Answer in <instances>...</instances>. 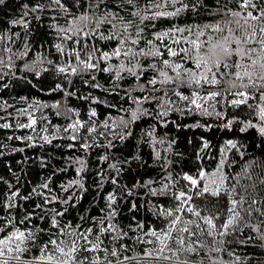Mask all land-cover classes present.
I'll list each match as a JSON object with an SVG mask.
<instances>
[{
	"label": "snow or ice",
	"instance_id": "obj_1",
	"mask_svg": "<svg viewBox=\"0 0 264 264\" xmlns=\"http://www.w3.org/2000/svg\"><path fill=\"white\" fill-rule=\"evenodd\" d=\"M48 7H54L60 13L51 17L48 25L49 30L55 32L61 41L54 47L61 56L66 59L72 57L75 61L55 65L51 70L58 76L69 73V69L71 75L103 72L109 74L114 82L113 88L108 91L117 95L119 81L132 77L137 82V86L129 89L122 97L134 107L118 108L119 112L124 113L118 118L109 115L102 125L105 131L99 135L107 137L110 132L113 140L123 142L133 135L132 126L137 121L144 117L154 118L156 124L166 127V117L173 111L223 117L224 113L216 111V108L221 99H224L227 106H247L255 118L254 122L252 118L242 121L239 117H233L227 121L226 127L240 122L243 125L240 132L253 128L264 137V0H239L238 10L227 6L212 8L208 0H145L143 8L136 4V0H48L47 4L37 0L31 5L24 4L21 18L10 21V24L27 30L30 26L29 15L36 14L34 19L41 21L39 13ZM201 10L208 12L210 16H221L222 19L214 23H192L182 27L174 25L165 31L153 32L151 38H146L145 30L149 23L161 18L180 17L185 13L199 17ZM122 12L126 15H121ZM61 16L65 25L59 23ZM15 35L19 36V33ZM5 39L11 40V36L0 34V42ZM97 40L115 41V47L110 51L103 50L96 46ZM67 43L74 46L68 48ZM25 49L20 57L27 56L31 50L27 42ZM0 52L11 53L12 49L0 45ZM43 62L44 58L38 54L31 64H24L23 70L40 77L43 72L50 70L38 69L37 65ZM47 62L53 65L52 60ZM14 67L11 56L8 63L0 59V70H11ZM149 72L152 75L144 80ZM95 80L96 77L92 75L91 81L83 80V83L92 88H100L99 84L94 83ZM57 90H63V85L56 84L52 91ZM136 91L148 94L137 96L133 94ZM161 92L162 95H153ZM170 93L184 102L183 108L174 107L176 100L170 98ZM67 95L73 93L69 92ZM83 99L100 102L91 94ZM145 104H155L156 110H149L144 107ZM96 116V110L91 109L88 121L77 119L62 130H72L75 133L69 137L72 141L83 139L80 147L85 152L95 146L88 141L95 138L93 134L97 133V127L88 125L96 123L92 120ZM35 124V118L29 115L28 123L20 124L19 127L32 128ZM9 127L11 125L7 123L0 125V128ZM112 129L119 131H111ZM81 130L89 135L81 137ZM145 136L147 141L143 137L141 139L142 142H150L153 147V164L166 171L171 161L162 156L156 147L164 144L165 138L156 137L155 126ZM15 139L31 140L32 137ZM43 139L50 143L48 137ZM174 144L175 141L169 142L167 150L171 151ZM74 146L68 145L69 148ZM208 146L205 141L204 147ZM107 147H114L112 140H109ZM237 148L235 141H226V149ZM226 149H221L222 158L212 172L201 167L195 174L183 172L178 178H173L169 172L158 181L159 188L152 187L157 183L152 179L142 183L137 181L132 187L121 185L122 165L109 164V169L114 170L116 175L107 178L114 188L104 197L105 207L99 210L98 216H80L79 223L76 224L63 221L70 208L75 207L72 201L77 200L76 194L66 199L51 194V178L38 188L34 187L26 196H21L19 189L11 190L12 186L9 185L8 195L0 199V212L8 210L6 214L0 215V234H3L0 235V264H194L191 257L200 253H204L201 264H205V257L207 264H251L250 256L228 251L225 245L238 243L248 246L252 241L258 240L259 246L264 248V198L257 199L249 195L250 188L255 191L254 182L242 184L241 174L233 177L224 170L227 167L226 158L223 157ZM109 158L105 155L100 160L107 162ZM134 159L139 161L141 157L137 155ZM76 163L79 165L76 168L77 178L60 187L67 193L75 186L82 195L87 191L84 179L87 164L83 158H77ZM126 163L130 164L131 160ZM145 163L147 162L142 161V164ZM250 167L252 164L245 165L242 169L243 177L249 181L252 180ZM97 178L98 187L103 188V169L98 171ZM181 180L186 183L174 190ZM2 181L3 178L0 177V182ZM260 183L264 184V180ZM139 188H146L151 196L163 197L170 203L168 206H154V215L161 219L162 226L149 227L144 231L143 223L137 222L134 228L129 225L130 231H141L144 238L150 237L142 239L138 236L136 242L151 247L144 248L142 256L122 255L128 250V245L120 241L128 238V232L116 222L119 216L118 201L126 195L133 196V190ZM33 196L42 200L34 205L32 211L26 210L22 218L17 219L12 213L14 209L21 207L19 201L30 200ZM209 197L216 198L217 201L227 198L226 218L225 210L220 207L201 208L194 202L206 201ZM53 204H63L64 207L56 209L51 207ZM138 207L133 200L130 211H136ZM34 220L39 223H34ZM85 224L88 227H84ZM245 230L250 234L239 239L238 235ZM105 239L111 247L105 246ZM33 250L38 254L26 258ZM224 252H227L228 260L221 258L220 254Z\"/></svg>",
	"mask_w": 264,
	"mask_h": 264
},
{
	"label": "trees",
	"instance_id": "obj_2",
	"mask_svg": "<svg viewBox=\"0 0 264 264\" xmlns=\"http://www.w3.org/2000/svg\"><path fill=\"white\" fill-rule=\"evenodd\" d=\"M36 2L37 0H0V34L11 36V40L5 39L0 42V45L12 49L11 53L0 52V59L8 63L11 56L12 63L15 65L11 70L8 68L0 70V125L5 123L11 125L9 128H0V177L3 178V181L0 182V199L8 195L9 185L12 186L11 190L19 189L21 196H26L34 187L38 188L39 185L48 182L51 178V194L64 199L74 193L76 194L77 200L72 201L75 207L70 208L69 212L63 217L64 222L71 221L76 224L79 223L80 216H98L99 210L105 207L104 197L114 188L107 178L110 175H116L114 170L109 169V164L122 165L121 185L126 184L128 187H132L137 181L142 183L152 179L157 181L152 187L159 188L158 181L169 172L172 173L173 178H178L183 172L195 174L201 167L208 172H212L222 158L221 149H226V141L228 140L235 141L238 148L224 151L223 157L226 158L225 163L227 165L224 170L233 177L241 174L240 183L242 184L254 182L256 185L255 191L250 188L249 195L255 196L257 199L264 198V184L260 183L261 180H264V137L259 134L257 129L253 128H249L243 133L240 132V128L243 126L240 122H234L228 127L225 126L227 121L233 119V117H239L242 121L252 118L255 122V118L247 106L234 108L227 106L226 101L221 99L216 111L224 113L223 117L218 118L215 114L211 116L202 115L199 112H184L181 114L179 111H173L166 117L168 121L166 127L156 124L154 118L144 117L137 121L132 126L133 135L123 142L118 139L113 140L110 132L107 137L99 135L100 132L105 131L102 125L109 115L118 118L124 114L119 112L118 108L128 109L134 107L130 101L122 99V97L129 89L135 88L137 82L132 77H126V79L119 81L120 87L116 89L119 93L117 95L108 91L113 88L114 82L109 78V74L103 72H93L90 75H71L69 69V73L58 76L51 70L55 65H64L68 61L75 63L74 58L68 57L66 59L57 53L54 45L61 41L57 34L48 28L51 17L60 15L59 11L54 10V7L46 8L42 13H39L42 17L41 21L34 19L36 14H30L28 17L30 26L27 30L22 26L13 27L10 24V21L21 18L24 4L31 5ZM39 2L47 4L48 0H39ZM208 3L212 8L227 6L238 10L239 0H208ZM136 4L143 8L145 0H136ZM73 10L75 11V9ZM121 15L126 14L122 12ZM221 19V16H210L208 12L203 10H201L199 17L185 13L176 18H161L148 24L145 35L146 38H151L153 32L165 31L174 25L182 27L192 23H214ZM59 23L65 25L62 16ZM16 33H19V36H16ZM26 42L31 50L27 56L20 57V53L26 50ZM66 46L71 48L74 45L67 43ZM91 46V43H89V48ZM96 46L110 51L111 48L115 47V41L97 40ZM38 54L44 58V62L37 65L38 69H50L43 72L40 77L23 70L24 64H31L37 59ZM48 60H52L53 65H49ZM116 62L113 61V63ZM92 75L96 77L94 83L99 84L100 88H92L83 83V80L91 81ZM151 75V72L147 73L144 80ZM56 84H62L63 90L52 91ZM69 92L73 95H67ZM89 94L93 98H98L100 102L94 103L92 99H83L84 96ZM133 94L139 96L148 93L136 91ZM162 94V92L153 93L156 96ZM169 96L172 100H176L174 107H184V102L179 101L171 93ZM250 103H255V101H250ZM53 105H57V107H52ZM109 105H116L117 107L111 108ZM144 107L154 111L157 106L155 104H145ZM91 109H95L97 112V116L92 118L96 123H90L88 126L97 127V133L93 134L95 137L93 140L88 141L95 146L85 152L80 147V144L84 142L83 139L72 141L69 137L75 133L69 134L73 131L64 132L62 130L73 122V118L88 121ZM28 112H33L32 115L36 120V124L32 128L19 127L20 124L28 123ZM153 126H155L156 137L165 138V143L156 145V147L161 151L162 156H166L171 161L166 171L159 165L153 164V147L150 142H142L141 139L143 137L147 141L148 138L145 134ZM111 131L119 130L112 129ZM79 135L82 137L89 134L81 130ZM29 136L32 137L31 140L15 139V137L26 138ZM45 136L48 137L50 143L44 141L43 137ZM9 137L13 138L9 139ZM109 140H112L114 147H107ZM171 141H175V144L173 149L168 151V143ZM205 141L209 145L207 148L204 147ZM69 144L75 146L69 148ZM17 149H23V151ZM105 155L110 158L107 162H102L100 157ZM137 155L141 157V160L134 159ZM77 158H83L87 164L84 173L87 191H84L82 195L75 186L69 189L67 193L60 187L62 184L77 178L76 168L79 166L76 163ZM129 160H131V163H126ZM142 161L147 163L142 164ZM248 164H252V167L249 168L251 181L242 175V169ZM100 169H103L105 176L103 188L98 187L97 173ZM232 182L235 183V181ZM184 183L186 182L181 180L174 190H178L180 185ZM133 192V196L128 197L126 195L118 201L119 216L116 222L124 231L128 232V238L120 241V243L128 245V250L122 255L142 256L143 249L150 248L151 245L137 243L136 237L139 236L142 239H150V237L144 238L141 231H130L129 225L134 228L137 222L143 223L145 225L144 231H147L149 227L162 226L161 219L154 215V206H168L170 201L163 197L151 196L146 188L134 189ZM116 194L119 196V191ZM41 200L42 198L38 199L35 196L27 201L21 199L19 201L21 207L14 209L12 214L20 219L26 213V210L32 211L34 205ZM133 200L139 206L136 211H130ZM194 202L201 208L207 206L208 209H213L218 206L225 210L224 215L226 218V208L228 206L226 197L220 201L209 197L206 201L196 200ZM51 207L62 209L64 205L53 204ZM7 211V209H4L0 212V215L6 214ZM133 217H135V220H133ZM33 222L39 223L38 220ZM219 223H222V221H219ZM84 227H88V224H85ZM249 234L245 230L243 234L238 235V238L243 239ZM104 244L108 247L112 246L107 239H105ZM259 245L260 241L254 240L248 246L232 243L230 245L226 244L225 248L228 251H235L241 256H250L252 258L251 264H264V248ZM35 254H38V252L33 250L32 253L27 254L26 258H30ZM220 255L224 260L229 259L227 252ZM202 257H204V253L193 255L191 259L194 264H201ZM183 258L181 257V259ZM205 264H207L206 257Z\"/></svg>",
	"mask_w": 264,
	"mask_h": 264
},
{
	"label": "rangeland",
	"instance_id": "obj_3",
	"mask_svg": "<svg viewBox=\"0 0 264 264\" xmlns=\"http://www.w3.org/2000/svg\"><path fill=\"white\" fill-rule=\"evenodd\" d=\"M32 113H33V112H28V113H27V114H28L27 116L29 117V115H31L32 117H34V116L32 115ZM75 120H77V119H76V118H73V122H74ZM73 122H72V123H73ZM69 134H73V132H69Z\"/></svg>",
	"mask_w": 264,
	"mask_h": 264
}]
</instances>
